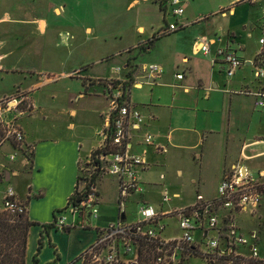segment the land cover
I'll use <instances>...</instances> for the list:
<instances>
[{
    "label": "crops",
    "instance_id": "obj_1",
    "mask_svg": "<svg viewBox=\"0 0 264 264\" xmlns=\"http://www.w3.org/2000/svg\"><path fill=\"white\" fill-rule=\"evenodd\" d=\"M126 1L127 9L133 10L141 2L148 3L153 0ZM161 1L153 2L157 4L164 24L161 22L157 26H152L150 35L139 42L137 49H131L132 51L126 54L120 52V49L115 51L121 58L126 55L124 67H117L121 68V72L108 66L110 60L106 58L116 56L112 52L102 55L97 61L88 59L74 64L76 62L74 55L79 49L77 45H70L66 39L64 43L58 44L60 48L66 50V60L61 71H42L38 80L32 77L27 83L28 80L24 79L26 85L21 82L14 91L0 96L1 101L15 94L17 90L29 91L34 103V110L21 119L27 144L32 152L31 162L27 163L21 158L14 162L10 161L9 154L12 152L10 147H5L0 153V175H4L3 179L0 177V185L7 184L8 188H14L17 199L27 206V217L37 224L30 230L26 264H34V256L38 252L41 237L44 245L39 255V264H83L78 258L95 245L99 231L105 230L119 220L124 223L137 221L129 219V203L139 208L143 204L153 207L166 224V221L173 220L169 213L193 206L197 203L198 195L206 200L218 197L221 181L236 165H241L243 169L256 176L264 174V107L258 108L254 97L239 93L243 89L255 90L260 86L253 77L251 62L257 59L262 50L259 44L262 20L252 18L249 5L264 0H251L248 4L246 0H231L220 6L221 11L218 15L222 18L229 15L237 17V24L242 30H229L226 37L218 34L202 37L223 40L212 47L210 56L198 52L196 43L201 39L198 38L193 40L190 53L182 55L180 64L176 56L181 52H178L175 45L172 63H142L141 57L155 52L164 39L177 36L189 27L183 26L175 32L161 36L153 46L148 45L155 35L165 32L169 25L177 21L181 24L186 14V6L196 0H190L185 4V14L178 19L161 9ZM244 5L249 8L238 13ZM203 20L207 21L209 17L204 16ZM203 20L197 24H201ZM184 21L189 23L188 16ZM2 22H5L4 18H0V23ZM42 22L45 23V28H42L44 33L47 30V22L45 20ZM257 28L259 32L261 31L259 39L250 44L248 40L254 39V31ZM145 30V26L140 24L137 26L139 35ZM84 31L91 37L98 34L96 29L90 26H86ZM121 31L122 29H118L109 34L112 37L121 36L123 34ZM227 46L246 62L233 78L226 76L224 68L219 63H213L217 58V49ZM3 48H0V51ZM11 53L10 48L7 50L5 48L3 55H0V71L16 72L17 69L6 64ZM193 56H200L203 59L194 61ZM133 61L136 66L132 65ZM150 64L161 65L164 74L155 78L150 76L144 70L145 66ZM111 72H114L116 77ZM180 73L185 75L183 80L176 78ZM59 81H70L68 84L70 87L66 92L46 90ZM112 81L129 86L130 103L141 111L146 123L144 130L154 134L155 143L167 147L168 152L159 154L155 148L150 149L149 168L140 175L142 193L131 195L122 204L117 179L110 175L101 176L96 180L100 197L99 217L88 218L89 213L73 215L68 205L79 186L81 166L87 164L91 156L100 149L102 132L109 125L108 91L113 87L109 84L114 85ZM77 84L80 85L72 88ZM145 88L150 89L151 93L146 92L139 100H134L133 91H143ZM166 89L172 91L168 92ZM176 89H181L183 93L178 95ZM218 107H221L220 110ZM140 140V136H136V143H140L138 142ZM134 150L138 153L141 148L135 145ZM173 155L175 160L177 158L184 161L189 157L195 163V174H190L187 180L195 186L196 197L178 205L175 199L182 196L174 193L173 184L169 183L173 173ZM178 166L176 174L178 178L184 180V167ZM105 184L108 188H113L109 189L110 192L117 193L109 207L103 203L107 195ZM206 185L214 190V195L202 193L201 188L207 187ZM164 192L172 196L168 203L162 201ZM60 216L66 218V228H70V231L59 228L45 230V225L54 223ZM245 223L238 224L242 234L249 235L257 231L255 228H246ZM164 239L172 240L173 237L165 235Z\"/></svg>",
    "mask_w": 264,
    "mask_h": 264
},
{
    "label": "built area",
    "instance_id": "obj_2",
    "mask_svg": "<svg viewBox=\"0 0 264 264\" xmlns=\"http://www.w3.org/2000/svg\"><path fill=\"white\" fill-rule=\"evenodd\" d=\"M189 1L166 0V12L178 19L185 14V4ZM182 27L177 21L169 25L165 33L175 32ZM222 41V38H201L196 47L199 53L210 56L212 47ZM259 44L262 50L251 65L260 86L255 90L243 89L239 93L254 97L257 107L263 108L264 18ZM213 63H219L228 78H233L246 64L229 46L217 49V58ZM144 70L154 78L164 74V68L159 64H150ZM117 71L122 70L117 68ZM184 77L183 73L176 75L178 80H183ZM112 83L114 85L109 84L113 87L108 91L109 125L102 132L100 149L84 167L81 166L82 173L86 170L83 189H79L81 201L77 206L73 201L68 205L73 215L89 213L95 219L99 217L100 197L97 188L91 187L90 191L86 189L94 175L115 177L120 199L124 204V200L131 195L143 192L140 175L149 168L150 149L155 148L159 154L168 152L167 147L155 143L154 134L144 130L146 123L141 111L130 103L129 86L121 82ZM33 110L34 103L29 91L17 90L12 96L0 101V150L10 147L12 152L9 160L12 162L18 158L31 162L32 152L27 144L21 119ZM136 136H140V143H136ZM135 145L141 148L140 152L134 150ZM88 165L92 166V170ZM218 191V197L213 200H206L198 195L197 203L193 206L169 213L177 220L179 229V235L172 240L164 239L166 224L161 215L153 207L143 204L139 208L140 218L136 222L124 223L119 220L101 231L94 245L100 250L98 260L136 263L139 243L146 240L156 244V264H187L192 257L199 258L202 264H264V258L260 256L258 231L244 235L239 231L237 223L240 216L260 219L264 215V174L256 176L241 165H236L225 174ZM162 198L164 203L172 200L168 192H164ZM1 212L11 216L27 215L26 204L17 199L12 187L5 192ZM57 227H67L64 216L58 217ZM196 233L200 235L198 240L195 239ZM130 256L134 260H125Z\"/></svg>",
    "mask_w": 264,
    "mask_h": 264
},
{
    "label": "rangeland",
    "instance_id": "obj_3",
    "mask_svg": "<svg viewBox=\"0 0 264 264\" xmlns=\"http://www.w3.org/2000/svg\"><path fill=\"white\" fill-rule=\"evenodd\" d=\"M153 1L160 2V0ZM153 1L148 3L141 2L138 7L129 10L126 7V0H0V18L5 19V22L0 23V48L4 47L1 49L0 55H3L5 48L6 50L10 48L12 53L6 60V64L17 69L15 73L0 71V96L14 91L19 83L25 81L24 79L28 80L27 83L32 77L34 80H38L39 75L43 73L42 71H61V67L66 60V50L60 48L58 44L64 43L66 39L70 45H77L79 49L74 55L76 60L74 64L82 60L88 61V59L97 61L102 55L107 53L116 54L115 51L119 49L120 52L125 54L128 51H132L131 49H137L139 42L150 35V28L163 22L161 21L157 4ZM229 1L231 0H196L194 3L188 4L181 25L189 27L177 36L164 39L155 52L142 56L140 62L172 63L173 45H175L178 52H181V54L176 56L180 64L182 55L190 53L193 40L204 36H215L216 34L226 37L229 30H242L241 26L237 24V17L229 15L227 18H222L221 15H218L221 11L220 6L227 4ZM245 2L248 4L251 3V0H246ZM249 7L253 19L262 20L264 18V1L249 5ZM249 7L244 5L241 10L239 9L238 13L246 11ZM61 11L62 14H60ZM186 16H188L189 23L184 21ZM204 16H208L209 20H203ZM42 20L47 22V30L44 33L42 28H45V23H41ZM201 20L203 22L197 24ZM139 24L145 26L146 29L140 35L137 31ZM86 26L95 28L98 34L93 37L87 35L84 31ZM118 29L123 31L121 36H110L111 34L109 33ZM107 32L108 36L106 38ZM260 33L261 31L259 32L257 28L254 31V39H249L248 42L250 44L255 43L259 39ZM168 34L170 33L163 31L159 36ZM125 56L121 58L116 54L114 57L106 58V60H110L108 66L112 67L113 70L119 66L124 67ZM192 59L201 61L203 58L193 56ZM133 63L132 65L136 66L135 61ZM111 74L116 77L114 72H111ZM69 82L59 81L57 84L55 83L48 87V89L46 88V90L66 92L67 88L70 87L68 86ZM24 83L26 85V82ZM74 84L76 83L74 82ZM79 85H73L72 88H77ZM166 90L168 92L172 91L171 89ZM146 92L151 93L150 89L148 90L147 88L143 91H133V99L139 100ZM176 93L181 95L183 92L181 89H176ZM214 97L215 93L213 99ZM220 108L218 107L217 109L220 110ZM97 123H100V121H97ZM6 150L8 149L6 148ZM1 152H3V149L0 150ZM173 160V173L170 176L169 183L173 184V192L182 196L180 199H175V203L178 205L187 203L196 197L195 186L187 180L190 178V174H195V163L189 157L181 161L177 158L175 160L173 155ZM178 165L184 167V180L183 178H178L176 174ZM87 167L92 170L91 165ZM85 175L86 170L81 174L83 181ZM3 176L2 174L0 175L1 179H3ZM83 181H81L79 189H83ZM104 187L105 190L107 189V195H105L103 203L108 206L114 202L117 193L116 191L110 192L113 188H108L107 184ZM7 188V184L0 185V211L2 210L3 198ZM201 191L205 195H214V190L209 188V186L201 188ZM128 206L129 219L138 220L140 218L139 206L133 203H129ZM237 222L239 225H243V222H246V228L251 227L258 231L260 256L264 258V215L260 219L241 216L237 218ZM165 235L166 237L179 235L178 223L174 219L166 221ZM199 238V233H196L195 239L198 240ZM125 260H134V258L130 256ZM187 264H202V261L197 257H192Z\"/></svg>",
    "mask_w": 264,
    "mask_h": 264
},
{
    "label": "trees",
    "instance_id": "obj_4",
    "mask_svg": "<svg viewBox=\"0 0 264 264\" xmlns=\"http://www.w3.org/2000/svg\"><path fill=\"white\" fill-rule=\"evenodd\" d=\"M161 9L166 11V2L161 1ZM161 36L155 35L152 40L148 42L149 47L153 46L154 42L160 39ZM98 176L94 175L91 183L86 187L90 191L91 187H96ZM83 181L81 176L79 179V186L70 201H73L77 206L81 201L79 197V187ZM37 225L29 220L27 215L11 216L5 212L0 211V264H26L27 262V247L31 228ZM58 229L57 220L49 225H45V230ZM66 231H70V228H64ZM101 231H99V234ZM43 237L39 241L38 252L34 256V264H39V255L43 248ZM139 257L136 263L129 264H156L157 259V247L155 243L149 241H141L138 246ZM100 250L94 245L85 251L78 261H82L83 264H126L125 262L109 263L105 260H98ZM56 264V263H53Z\"/></svg>",
    "mask_w": 264,
    "mask_h": 264
},
{
    "label": "water",
    "instance_id": "obj_5",
    "mask_svg": "<svg viewBox=\"0 0 264 264\" xmlns=\"http://www.w3.org/2000/svg\"><path fill=\"white\" fill-rule=\"evenodd\" d=\"M91 216V214H89L88 218Z\"/></svg>",
    "mask_w": 264,
    "mask_h": 264
}]
</instances>
